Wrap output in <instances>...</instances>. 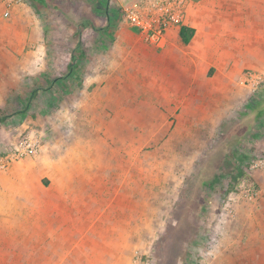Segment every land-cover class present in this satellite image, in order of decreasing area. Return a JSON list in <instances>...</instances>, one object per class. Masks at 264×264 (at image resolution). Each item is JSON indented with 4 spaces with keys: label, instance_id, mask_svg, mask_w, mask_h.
<instances>
[{
    "label": "rangeland",
    "instance_id": "rangeland-1",
    "mask_svg": "<svg viewBox=\"0 0 264 264\" xmlns=\"http://www.w3.org/2000/svg\"><path fill=\"white\" fill-rule=\"evenodd\" d=\"M97 1L23 0L21 19L0 6V68L9 70L0 88L11 96L0 108V159L29 134L41 141L4 172L32 165L30 188L44 186V198H110L114 210L130 200L113 218L141 230L127 264H264V82L235 95L247 100L234 119L208 122L220 98L200 85L182 90L166 41L151 43L128 19L145 0H101L115 20L82 31L69 71L77 26H108Z\"/></svg>",
    "mask_w": 264,
    "mask_h": 264
},
{
    "label": "crops",
    "instance_id": "crops-1",
    "mask_svg": "<svg viewBox=\"0 0 264 264\" xmlns=\"http://www.w3.org/2000/svg\"><path fill=\"white\" fill-rule=\"evenodd\" d=\"M9 1L0 0V6ZM9 12L21 19L23 1ZM181 26L194 30L188 45L179 39ZM165 41L175 83L182 90L200 85L203 95L220 98L218 112L208 118L220 126L247 100L235 95L251 92L243 85L245 70L264 77V0H187L181 23L168 29ZM178 42L180 53L173 51ZM0 92L3 108L11 96L4 87ZM196 107L202 115L211 113L203 104ZM31 166L16 163L0 174V264H127L141 230L113 218H124L130 200L123 198L122 209L114 210L110 198H44V186L30 188ZM261 193L264 198V182Z\"/></svg>",
    "mask_w": 264,
    "mask_h": 264
},
{
    "label": "built area",
    "instance_id": "built-area-1",
    "mask_svg": "<svg viewBox=\"0 0 264 264\" xmlns=\"http://www.w3.org/2000/svg\"><path fill=\"white\" fill-rule=\"evenodd\" d=\"M23 0H11L5 3L4 16L9 15V9L13 4L22 2ZM187 0H145L139 4H134V11L128 15L131 24L142 31L148 33L149 41L157 44L159 47L163 46L166 32L171 26L179 25L183 18ZM143 3V4H142ZM146 15V16H144ZM154 18L155 28L151 30L146 20L149 17ZM264 82V77L261 74L253 71H247L244 74L243 85L251 92H255L259 86ZM40 137L36 134L27 135L14 146L13 151L4 159H0V174L10 165V162L20 160L26 156L37 152L40 146ZM249 200L255 198L256 194L246 190ZM130 264H141L138 256L134 257Z\"/></svg>",
    "mask_w": 264,
    "mask_h": 264
},
{
    "label": "trees",
    "instance_id": "trees-1",
    "mask_svg": "<svg viewBox=\"0 0 264 264\" xmlns=\"http://www.w3.org/2000/svg\"><path fill=\"white\" fill-rule=\"evenodd\" d=\"M97 4V7L100 8L102 7L104 10H106L105 15L107 17V20H108V26L106 28H96L92 22L90 21H83L81 24H79L76 28V32H75V35L74 37L77 39V44H76V48L75 50L73 51V54L71 56V62L69 64V71H73V68H74V62L78 60V56L80 55L81 53V36H82V31L85 30V29H91L93 31H95L96 33H102L104 30H109V26L112 25L110 23L111 20H115V13H110L109 12V9L107 8L108 5L107 3H103L101 0L97 1L96 2ZM194 35V30L193 29H190V28H187L185 26H181L180 27V30H179V33H178V36H179V39L181 41V43L183 45H188L192 39ZM56 105L52 104V106L50 107V109H53L55 108ZM3 119L4 118H0V123L3 122Z\"/></svg>",
    "mask_w": 264,
    "mask_h": 264
}]
</instances>
